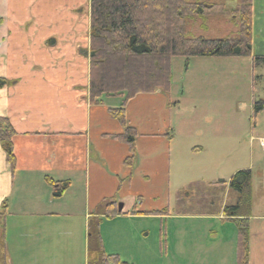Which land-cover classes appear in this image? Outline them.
Here are the masks:
<instances>
[{
	"label": "crops",
	"instance_id": "crops-1",
	"mask_svg": "<svg viewBox=\"0 0 264 264\" xmlns=\"http://www.w3.org/2000/svg\"><path fill=\"white\" fill-rule=\"evenodd\" d=\"M252 35L253 55L264 58V0H252ZM89 48L90 0H0V79L13 82L0 88V117L16 132L14 174L0 143L7 264H88L93 223L105 253L129 264H237L233 221L178 215L182 190L221 183L220 173L203 165L219 162L223 140L214 142L220 149L213 145V159L204 158L212 151L202 141L182 150L171 90H158L125 106L127 126L137 133L132 152L115 139L124 128L110 110L120 100L90 101ZM184 158L194 164L189 170ZM250 171V264H264V216L256 217L261 229L253 228L259 183ZM47 179L70 185L54 198Z\"/></svg>",
	"mask_w": 264,
	"mask_h": 264
},
{
	"label": "trees",
	"instance_id": "trees-1",
	"mask_svg": "<svg viewBox=\"0 0 264 264\" xmlns=\"http://www.w3.org/2000/svg\"><path fill=\"white\" fill-rule=\"evenodd\" d=\"M223 12L227 14L224 8L201 0H90V48L87 51L90 101L103 103L108 97L120 100L119 106L110 110L112 118L124 128L123 134L115 139L128 144L132 152L137 133L127 126L125 106L138 94L158 90L169 93L173 58L240 57L252 58L254 64L264 63V58L254 56L252 50V0H241L235 12L240 18V29L234 38L206 39L191 37L187 32L189 19L207 18ZM12 84L0 79V88ZM254 108L256 112L264 110V102L255 104ZM15 135L9 120L0 117V143L12 174L16 169ZM131 155L126 160L127 165L132 164L134 153ZM47 181L53 188L54 198H60L70 185L69 182ZM251 182V171L242 170L231 177L228 187L226 183H217L210 189L193 183L180 192L178 199L180 213L186 214L200 205L201 215L222 213L237 225V264H250L248 214ZM6 212L7 204L4 203L0 211V264L7 259L3 224ZM101 212L98 214L109 215L108 211ZM168 213L157 212L162 216ZM88 244V264H129L118 256L105 253L94 223L89 230Z\"/></svg>",
	"mask_w": 264,
	"mask_h": 264
},
{
	"label": "rangeland",
	"instance_id": "rangeland-1",
	"mask_svg": "<svg viewBox=\"0 0 264 264\" xmlns=\"http://www.w3.org/2000/svg\"><path fill=\"white\" fill-rule=\"evenodd\" d=\"M207 3L224 8L227 14L223 12L207 18L189 19L186 24L189 35L206 39L236 37L240 18L235 12L241 0ZM171 72V96L177 106L173 110V122L180 136L178 144L182 150H186L190 146L189 141H192L191 144L202 141V145L212 151L210 157L204 158L213 159L214 142L219 138L223 140L221 149L225 152L223 155L221 153L219 162H212L211 166L202 163L203 168L220 173V180L226 182L237 171L250 169L254 172L259 185L253 196L254 211L251 215L254 217L251 220L253 228L261 229V221L256 217L264 216V147L260 142V139H264V110L256 112L254 106L264 102V63L253 65L247 58L240 57H196L187 60L180 56L172 59ZM194 132L198 135L203 133L204 138L189 137ZM180 161L188 170L194 165L185 158ZM178 215L184 219L215 218L222 213L216 216L201 215L200 205H197L192 211ZM198 224V230L201 225L205 227L204 222ZM230 229H227L228 236L232 232ZM259 263L253 259L252 264ZM4 264H7V259Z\"/></svg>",
	"mask_w": 264,
	"mask_h": 264
},
{
	"label": "water",
	"instance_id": "water-1",
	"mask_svg": "<svg viewBox=\"0 0 264 264\" xmlns=\"http://www.w3.org/2000/svg\"><path fill=\"white\" fill-rule=\"evenodd\" d=\"M121 210H122V206L120 205V206H119V211H121Z\"/></svg>",
	"mask_w": 264,
	"mask_h": 264
}]
</instances>
